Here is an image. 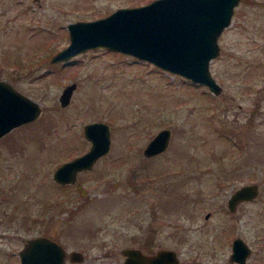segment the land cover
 I'll use <instances>...</instances> for the list:
<instances>
[{"label":"rangeland","instance_id":"1","mask_svg":"<svg viewBox=\"0 0 264 264\" xmlns=\"http://www.w3.org/2000/svg\"><path fill=\"white\" fill-rule=\"evenodd\" d=\"M148 1L0 0V78L41 110L0 136V264H19L37 234L82 252L65 264H120L130 246L173 249L177 264H242L227 258L237 235L251 248L243 264H264V0H238L219 33L217 94L102 45L50 60L68 22ZM92 120L108 122L109 150L58 183L54 168L89 148ZM161 127L167 148L144 155ZM246 182L257 196L230 211L227 197Z\"/></svg>","mask_w":264,"mask_h":264},{"label":"water","instance_id":"2","mask_svg":"<svg viewBox=\"0 0 264 264\" xmlns=\"http://www.w3.org/2000/svg\"><path fill=\"white\" fill-rule=\"evenodd\" d=\"M237 1L150 0L139 5L119 6L94 20L70 21L67 24L68 43L57 49L50 60L65 62L81 50L102 45L180 74L217 94L221 86L211 74L209 61L220 50L217 37L230 22ZM62 88L58 99L61 105H66L75 81ZM40 111L38 102L16 89L9 80L0 78V136L35 119ZM83 129L90 146L82 154L63 160L54 168L52 176L60 184L74 183L78 170L91 168L95 159L109 150L112 138L107 121H87ZM170 133L169 127L158 129L146 142L143 154L153 155L167 148ZM258 185L246 182L235 188L226 200L229 210L234 211L238 203L257 196ZM63 247L46 234L29 237L18 250L19 264H61L66 258ZM231 248L230 258L245 263L251 249L247 242L237 235ZM121 252L125 255L120 264L179 263L177 251L167 247L146 253L130 246L121 248ZM70 256L73 261L84 257L80 250H71Z\"/></svg>","mask_w":264,"mask_h":264},{"label":"flooded vegetation","instance_id":"3","mask_svg":"<svg viewBox=\"0 0 264 264\" xmlns=\"http://www.w3.org/2000/svg\"><path fill=\"white\" fill-rule=\"evenodd\" d=\"M228 209H229V208H228ZM52 239H54V238H52ZM54 240H55V241H58L59 243H61L58 239H54ZM61 245H62V244H61ZM231 245H232V242H231ZM62 246H63V245H62ZM64 247H65V246H64ZM64 247H63V248H64ZM231 249H232V248H231ZM142 250H143V249H142ZM151 250H152V248H151ZM232 250H233V249H232ZM232 250H231V251H232ZM70 251H71V250H70ZM70 251H69V252H68V251L66 252V250H65V257H66V258H67V256H69V258L71 257V256H70ZM143 251H144V250H143ZM154 251H155V250H154ZM231 251H230V252H231ZM120 252H121V250H120ZM151 252H152V251H151ZM230 252H229L227 258H228L229 260H231V262H232V261H235V262H236L237 260H232V259L230 258ZM146 253H147V252H146ZM121 254H122V260H123L125 254H123L122 252H121ZM66 258L64 259L63 263H61V264H65ZM238 262H239V261H238ZM145 264H147V263H145ZM176 264H177V263H176Z\"/></svg>","mask_w":264,"mask_h":264}]
</instances>
